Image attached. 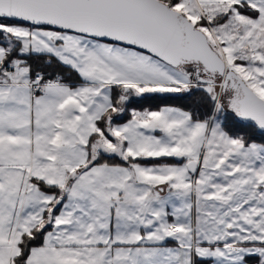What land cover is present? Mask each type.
<instances>
[{"label":"snow or ice","instance_id":"6c2138e0","mask_svg":"<svg viewBox=\"0 0 264 264\" xmlns=\"http://www.w3.org/2000/svg\"><path fill=\"white\" fill-rule=\"evenodd\" d=\"M0 264H264V0H0Z\"/></svg>","mask_w":264,"mask_h":264},{"label":"trees","instance_id":"16d2710c","mask_svg":"<svg viewBox=\"0 0 264 264\" xmlns=\"http://www.w3.org/2000/svg\"><path fill=\"white\" fill-rule=\"evenodd\" d=\"M144 107H155L156 106V102H150V103H146L143 105Z\"/></svg>","mask_w":264,"mask_h":264}]
</instances>
